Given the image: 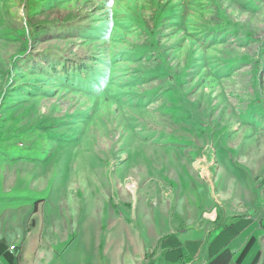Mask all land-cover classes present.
<instances>
[{
  "label": "rangeland",
  "instance_id": "374dc122",
  "mask_svg": "<svg viewBox=\"0 0 264 264\" xmlns=\"http://www.w3.org/2000/svg\"><path fill=\"white\" fill-rule=\"evenodd\" d=\"M62 55L93 91L46 72ZM263 189L264 0H0V194L65 238L54 264L156 259Z\"/></svg>",
  "mask_w": 264,
  "mask_h": 264
},
{
  "label": "crops",
  "instance_id": "0c3cea01",
  "mask_svg": "<svg viewBox=\"0 0 264 264\" xmlns=\"http://www.w3.org/2000/svg\"><path fill=\"white\" fill-rule=\"evenodd\" d=\"M0 195V264H54L53 259L59 255L57 248L65 238L52 243L41 240L38 231L30 236V203L22 207L12 205L17 211H9L3 202L8 198ZM261 195L264 198V189ZM160 240L157 237L155 241ZM160 247L156 259L148 260L144 253L138 264H151L160 257L162 264H264V206L255 219L229 221L222 227H214L211 234L209 230L203 239L183 241L170 236L161 240ZM113 258L116 260L119 255Z\"/></svg>",
  "mask_w": 264,
  "mask_h": 264
},
{
  "label": "trees",
  "instance_id": "16d2710c",
  "mask_svg": "<svg viewBox=\"0 0 264 264\" xmlns=\"http://www.w3.org/2000/svg\"><path fill=\"white\" fill-rule=\"evenodd\" d=\"M218 33V29L209 30L202 33V35L198 37V40L200 42L202 40H209L211 37H214L215 34ZM49 64V70H46V72L52 73L56 77L57 82L61 83L65 87H69V90L83 92L86 89L87 91H93V86H89L91 85L90 80L92 76H95V74L97 75V72L88 63L75 59L72 60V58L67 57V55H62L61 58L54 59L50 61ZM232 66L233 67L228 68L231 71L236 67L235 65ZM217 72V69H215L212 73L213 76L217 77Z\"/></svg>",
  "mask_w": 264,
  "mask_h": 264
},
{
  "label": "bare ground",
  "instance_id": "6f19581e",
  "mask_svg": "<svg viewBox=\"0 0 264 264\" xmlns=\"http://www.w3.org/2000/svg\"><path fill=\"white\" fill-rule=\"evenodd\" d=\"M8 28H9V27H8ZM8 28H7V29H8ZM2 31H3V30H2ZM13 31H14V30H13Z\"/></svg>",
  "mask_w": 264,
  "mask_h": 264
}]
</instances>
